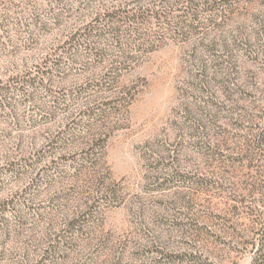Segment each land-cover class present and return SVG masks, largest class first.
<instances>
[{
    "label": "rangeland",
    "instance_id": "1",
    "mask_svg": "<svg viewBox=\"0 0 264 264\" xmlns=\"http://www.w3.org/2000/svg\"><path fill=\"white\" fill-rule=\"evenodd\" d=\"M0 84V264H251L264 0H0Z\"/></svg>",
    "mask_w": 264,
    "mask_h": 264
},
{
    "label": "trees",
    "instance_id": "2",
    "mask_svg": "<svg viewBox=\"0 0 264 264\" xmlns=\"http://www.w3.org/2000/svg\"><path fill=\"white\" fill-rule=\"evenodd\" d=\"M157 12L149 13L145 12L144 10L141 11V9L138 12H130V10L125 11V13L122 14H115V23H125V22H130L131 26L138 22V21H143V22H148L149 20L151 21L152 19H156L157 21L159 20L160 16ZM122 34V31L118 30L116 28V35ZM37 73H39L37 71ZM29 73H23L20 76L12 77L14 81H23L29 82L31 85L38 83L35 78L28 77ZM13 81V80H12ZM5 87H3L0 84V95L3 96L6 92ZM258 143L262 142V139L257 140ZM258 146V145H257ZM250 213L248 215H253V220L255 221V225L258 226L257 228V236L253 237L251 242L248 244L251 247V250L254 251L252 259H251V264H264V210H250Z\"/></svg>",
    "mask_w": 264,
    "mask_h": 264
}]
</instances>
